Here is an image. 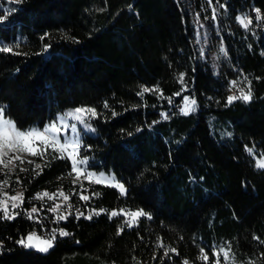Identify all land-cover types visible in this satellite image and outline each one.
<instances>
[{"label": "trees", "instance_id": "obj_1", "mask_svg": "<svg viewBox=\"0 0 264 264\" xmlns=\"http://www.w3.org/2000/svg\"><path fill=\"white\" fill-rule=\"evenodd\" d=\"M256 8L264 15V0H0V47L13 49L0 52L6 117L42 129L66 110L95 108L80 157L126 189L73 185L70 160L48 149L40 168L27 163L10 176L23 203L14 219L0 213V264H203L201 248L213 264L221 247L229 253L221 264H264V169L255 166L264 159V20ZM245 16L247 28L237 20ZM247 81L252 99L228 104ZM141 85L159 91L139 96ZM185 96L196 101L187 115ZM45 191L61 199L58 212L49 211L55 197L35 199ZM119 209L151 218L128 227L122 215L109 219ZM61 228L70 235L57 233L46 253L16 243Z\"/></svg>", "mask_w": 264, "mask_h": 264}, {"label": "snow or ice", "instance_id": "obj_2", "mask_svg": "<svg viewBox=\"0 0 264 264\" xmlns=\"http://www.w3.org/2000/svg\"><path fill=\"white\" fill-rule=\"evenodd\" d=\"M208 3L211 4L212 0H208ZM223 7V5H221ZM255 20L262 21L264 20V15L261 13V9H254ZM2 19V18H0ZM212 19H216V11L213 9ZM239 23L245 28L248 27L249 24L253 23L252 18L247 16L245 17H237ZM48 35L47 33L45 36ZM44 37H41L43 39ZM19 45H17L18 47ZM50 47V45H45V51ZM13 49L11 46H2L0 47V52L10 53ZM220 53L227 55L226 49L221 46L219 49ZM203 52V50H202ZM19 55L20 53H15ZM184 73H180L178 76V80L183 85L184 83ZM246 79V78H245ZM232 87H235L238 84V81L230 82ZM248 90L245 92L244 88L239 89V95H229L227 97V103L231 104L234 100H244L245 102H249L252 99V91H251V81H247ZM141 90L137 93L139 96H143L144 93L150 91H159V88L150 89L143 85L140 86ZM180 93H176L179 95ZM171 103V100H169ZM196 101L194 99H190L188 96L184 97V105L180 108L182 114L187 115L190 111L195 110ZM105 108L109 107L107 103H105ZM6 108L0 106V171H4L8 169L9 172L15 168V162L18 161L20 164L25 163L22 154H27L32 157L40 156L43 158L47 153L48 149H51L53 153H59V156H53V158L60 159H69L71 161V171L68 173L69 177H72V174L75 173V178L72 179L73 185H75L80 178L82 177L85 180H89L91 183L100 184L106 183L109 186L118 188L121 195L126 194V189L124 185L115 180L114 177H107L105 173L101 172L99 174L94 173L92 171L85 172L82 167L79 165H84L88 162V157H80V140L77 135L76 138L69 140L67 137L61 139L60 131L61 129L57 126V122L53 121L47 125H45L42 129L38 127H31L28 129H21L18 127L17 123L12 120L10 117H6ZM88 118H94L97 116V110L91 107H77L73 110L65 112L63 115L58 117L59 122L65 127H70L73 133H77V123L67 124L68 119H72L79 124L83 125L85 129H91V125L86 122L85 116ZM113 115H116L113 112ZM165 119H167V114H161ZM39 142V145L37 144ZM249 154L253 153V148H246ZM67 154L66 156L64 154ZM79 157V158H78ZM29 164L33 163V161H27ZM12 168H9V166ZM258 169H264V159H258L255 165ZM36 168H40V165L37 164ZM20 171H28V169L20 168ZM95 178V179H93ZM17 183H19V179L17 178ZM8 186V179H4L0 181V213L3 214V218L5 219H14L16 215L19 213L15 211L18 209L23 203V193L17 192L14 195H9L4 191V188ZM81 193L80 199L83 201H88L90 196L83 194V185H81ZM93 195H98L93 193ZM56 196L55 193H48L47 191L43 193H37L35 199H43V197H48L50 200L54 199ZM59 196L63 198L65 202L70 200V196L66 195L63 191H59ZM9 201L11 205L9 207ZM69 208L72 206L69 204ZM60 205L56 204L53 207L49 208L51 212H58ZM38 209L33 206L30 212L27 213L28 218H32V213H36ZM77 211V219L84 215L83 212H80L79 209ZM105 209H92V212L96 215L106 212ZM120 215H125V224L128 227H132L133 224L136 223L139 217L148 216L151 218L149 214L145 213L143 210H137L134 212H126L125 209L112 210L109 213V219L113 217H117ZM130 217V219L128 218ZM67 217L63 214H59L57 216L58 220H64ZM86 219H91L92 215H88L85 217ZM123 232V226L119 227L117 230V235H120ZM57 233L59 236H68L70 233L65 231L64 229H52L51 234L48 237H44L42 235H38L35 231L29 232L26 237H22L17 240L16 243L20 244L25 248H32L40 252H48L51 248L54 247V242L57 238ZM254 239H258V237H254ZM264 243V241H262ZM163 245H161L162 247ZM171 252H176V249H170ZM223 253V260L227 261L229 259V253L224 249L220 248L219 251L213 249L212 255L215 257L213 264H221L220 254ZM168 253L166 252L165 255ZM200 259L203 261V264H208L209 257L205 253V249H200ZM183 264H189L187 260L183 261Z\"/></svg>", "mask_w": 264, "mask_h": 264}, {"label": "rangeland", "instance_id": "obj_3", "mask_svg": "<svg viewBox=\"0 0 264 264\" xmlns=\"http://www.w3.org/2000/svg\"><path fill=\"white\" fill-rule=\"evenodd\" d=\"M74 109H75V108H74ZM70 110H73V109L66 110L65 112L70 111ZM65 112H63V113L57 115L56 118L53 120V121H56V122H57V126L61 129V131H60V137H61V139H63L64 137H67L69 140H72V139L76 138L77 135H78L79 140H81L82 136L85 135V134H86V135H92V134H94V130H93L92 126H91V129H85L83 125L79 124L78 122H76V121H74V120H72V119H68V120H67V124L70 125V124H72V123H77V133H73L70 127L65 128V127L59 122V120H58V117L61 116V115H63ZM85 119H86V122L89 123V124L91 125V123H90V118H88L87 115L85 116ZM53 121H51V122H53ZM51 122H50V123H51ZM37 144L39 145V142H37ZM22 155H23V158H24V160H25V163L20 164L18 161H16V162H15L16 166H15L14 169H12V171L9 172L8 169H5L4 171H0V175H1L4 179H6V178L8 179V186H6V187L4 188V191L7 192L9 195H14L15 193L19 192V190H18L17 187H16V183L14 184V181H12V180L10 179V176H11L12 174H14L17 170H20V168H22L24 165H26V164L28 163L27 161L31 160V161H33L34 163L38 164V162H40L39 160L41 159L40 156L32 157V156L27 155V154H22ZM64 155L66 156L67 154L65 153ZM78 158H79V157H78ZM70 163H71V161H70ZM79 167H82L83 170H84L85 172L90 171V170L87 168L86 164H84V165H79ZM9 168H12V166L10 165ZM73 176H74L73 178H75V173H73ZM105 176H107V177H113L112 175H108V174L105 175ZM93 179H95V178H93ZM80 180H84V181L89 182V180H85V179H83L82 177L80 178ZM90 183H91V182H90ZM100 184H103V185H107V186H109V185L106 184V183H100ZM110 187H112V186H110ZM113 188H115V187H113ZM115 189L119 191L118 188H115ZM119 192H120V191H119ZM54 200H57V201H56L57 204H60V203H61V201L58 202L59 200H61V199H58V197H55ZM10 205H11V202L9 201V207H10ZM126 212H133V211H126ZM122 216L125 217V215H122ZM128 218L130 219V217H128ZM125 219H126V217H125ZM136 222H137V221H136ZM133 225H134V224H133ZM44 237L46 238V236H44ZM60 237H64V236H60ZM19 245H20V244H19ZM20 246H21V245H20ZM21 247H23V246H21ZM23 248L26 249V250H33V251H35V252H37V253H42V254L44 253V252H40V251H37V250L32 249V248H25V247H23Z\"/></svg>", "mask_w": 264, "mask_h": 264}]
</instances>
